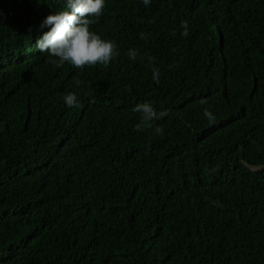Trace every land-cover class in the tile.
Masks as SVG:
<instances>
[{
    "label": "trees",
    "instance_id": "1",
    "mask_svg": "<svg viewBox=\"0 0 264 264\" xmlns=\"http://www.w3.org/2000/svg\"><path fill=\"white\" fill-rule=\"evenodd\" d=\"M63 2L0 0V264H264V0H106L83 69L35 50Z\"/></svg>",
    "mask_w": 264,
    "mask_h": 264
},
{
    "label": "clouds",
    "instance_id": "2",
    "mask_svg": "<svg viewBox=\"0 0 264 264\" xmlns=\"http://www.w3.org/2000/svg\"><path fill=\"white\" fill-rule=\"evenodd\" d=\"M145 7H148L151 0H141ZM106 8V0H64L63 10L47 16L40 25L43 32L35 41V50L41 54L57 58L58 63L63 66L65 63L76 69L95 67L102 65L108 67L112 61L119 56L117 44L110 39H104L90 26L96 22ZM184 29L182 35L189 36V24L182 21ZM48 29V31H43ZM143 39L144 36L142 35ZM138 53L135 49H129L128 56L135 60ZM154 58H150L152 60ZM153 79L159 83L160 71L153 67ZM64 103L68 108H79L80 99L75 92L64 95ZM133 111L140 113L138 129L152 128L156 120L163 119L167 112L157 113L152 104L143 103L137 105ZM204 117L211 123L215 116L207 108L204 109ZM155 133L163 135L161 127H155Z\"/></svg>",
    "mask_w": 264,
    "mask_h": 264
},
{
    "label": "water",
    "instance_id": "3",
    "mask_svg": "<svg viewBox=\"0 0 264 264\" xmlns=\"http://www.w3.org/2000/svg\"><path fill=\"white\" fill-rule=\"evenodd\" d=\"M261 170V169H260ZM255 171H256V169H255Z\"/></svg>",
    "mask_w": 264,
    "mask_h": 264
}]
</instances>
